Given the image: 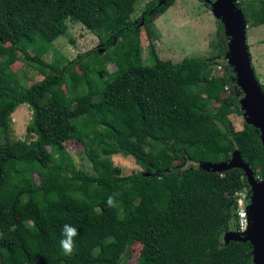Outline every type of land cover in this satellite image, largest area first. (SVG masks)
I'll return each instance as SVG.
<instances>
[{"label": "trees", "instance_id": "obj_1", "mask_svg": "<svg viewBox=\"0 0 264 264\" xmlns=\"http://www.w3.org/2000/svg\"><path fill=\"white\" fill-rule=\"evenodd\" d=\"M166 1L152 0L143 14L150 37L155 16L174 2ZM137 2L0 0V264H127L135 242L146 249L137 264H256L249 241H224L237 228V191L251 192L244 170L185 167L229 161L239 149L264 180L261 132L246 122L236 130L230 118L244 113L235 67L225 60L219 76L216 59L161 67L152 56L145 63ZM240 5L248 26L264 25V0ZM68 20L84 24L100 44L49 62ZM219 25L225 54L229 38ZM8 45L23 54L20 73L11 69ZM116 45L133 69L135 92L108 52ZM109 63L117 69L110 72ZM31 69L43 79L27 85ZM215 92L223 100L210 108L205 95ZM24 103L32 119L16 141L12 114ZM71 139L83 145L92 171L77 166L66 146ZM119 153L143 170L123 175L111 159ZM65 224L79 233L70 256L59 244Z\"/></svg>", "mask_w": 264, "mask_h": 264}, {"label": "rangeland", "instance_id": "obj_2", "mask_svg": "<svg viewBox=\"0 0 264 264\" xmlns=\"http://www.w3.org/2000/svg\"><path fill=\"white\" fill-rule=\"evenodd\" d=\"M151 1L152 0H138L133 18L143 15ZM240 1L245 2V5L251 3L260 4V0H235L240 8H242ZM166 2L167 1H164V4H166ZM206 4L207 3L203 0H174L166 10L155 16L151 24V29L154 30L151 37L147 33L145 23L140 31L144 62L149 65L153 64L151 58L153 56L159 59L161 67H166L172 62L181 61L187 57L216 59L217 63L214 64V72L220 76L225 68L224 61L227 60V53L223 54L224 38L222 34L219 33L220 19L215 14L212 7ZM67 25V33L54 41L53 48H51L53 51L45 56L47 61L52 62L54 57L57 56V58L64 59L66 62L68 59L76 57L79 53L89 51L100 44L99 37L90 31L84 24L68 20ZM224 29L225 35H227L230 40V36L226 33L225 26ZM246 29L248 35L247 42L252 55L253 67L259 80L264 83V25L250 27L247 24ZM151 44L154 45L153 49L156 54L151 53V50H153L150 48ZM8 46L11 48V53L15 58L14 62L11 63V69L20 73L22 70L26 69L22 59L23 54L11 45ZM121 50V46L116 45L108 50V52L112 53L115 58H118L119 67L122 70L123 85L129 91L135 92L137 90V85L134 72ZM65 62L62 61L61 64ZM108 69L110 72H113L117 67L115 64L109 63ZM23 79L27 85H31L42 80L43 76L37 70L31 69L24 74ZM205 97L210 99L207 105L210 108L219 105L221 100H223V94L220 93L219 95L217 92H215V94L205 95ZM195 98L198 99V95H195ZM242 111L245 112L243 109ZM130 117L134 119L136 115L133 114ZM230 118L236 130L243 129L248 119L245 113L242 115L232 114ZM12 119L11 137L13 140L23 141L26 137L27 126L32 119L31 107L26 103L21 104L12 114ZM66 146L78 167L84 168L87 171H92L90 161L81 143L71 139L66 142ZM235 151H239L240 153L239 149H235L231 153V158ZM111 159L116 166L122 169L123 175H129L143 170L142 166L136 162L132 155L119 153L112 155ZM199 164L192 165L191 162H186L185 167L193 168V166L198 165L200 168ZM36 178L38 180L37 175ZM250 193L252 196V192ZM235 231L238 232L237 230ZM130 252L131 258L128 260L127 264H137L138 260L145 256L146 249L139 242H135L130 246Z\"/></svg>", "mask_w": 264, "mask_h": 264}, {"label": "water", "instance_id": "obj_3", "mask_svg": "<svg viewBox=\"0 0 264 264\" xmlns=\"http://www.w3.org/2000/svg\"><path fill=\"white\" fill-rule=\"evenodd\" d=\"M209 4L226 28L230 36L226 58L234 65L238 76V85L242 89L240 99L242 109L248 117L247 123L261 132L264 148V90L252 63V55L247 42V20L242 8L235 0H203ZM201 169L222 173L233 167L244 170L250 184L252 196L248 205L250 225L246 232L231 231L225 234L224 241H249L253 247V260L264 264V180L256 177L253 168L247 164L239 151H235L229 161L220 163L203 162Z\"/></svg>", "mask_w": 264, "mask_h": 264}, {"label": "built area", "instance_id": "obj_4", "mask_svg": "<svg viewBox=\"0 0 264 264\" xmlns=\"http://www.w3.org/2000/svg\"><path fill=\"white\" fill-rule=\"evenodd\" d=\"M238 209L236 218V230L244 233L248 230L250 225V218L248 213V205L251 202V193L247 187L237 191Z\"/></svg>", "mask_w": 264, "mask_h": 264}, {"label": "clouds", "instance_id": "obj_5", "mask_svg": "<svg viewBox=\"0 0 264 264\" xmlns=\"http://www.w3.org/2000/svg\"><path fill=\"white\" fill-rule=\"evenodd\" d=\"M107 204L109 206L114 205V198L113 197H108ZM78 230L77 228L65 224L61 230V240L59 242L60 248L62 250V253L65 256H70L73 254L75 250V237L78 235Z\"/></svg>", "mask_w": 264, "mask_h": 264}, {"label": "flooded vegetation", "instance_id": "obj_6", "mask_svg": "<svg viewBox=\"0 0 264 264\" xmlns=\"http://www.w3.org/2000/svg\"><path fill=\"white\" fill-rule=\"evenodd\" d=\"M164 1H166V0H164ZM153 10H154V9H153ZM138 18H141V19H142V22H141L140 25H139V26L142 28V26L145 25V17H144L143 15H140V17H137V19H138Z\"/></svg>", "mask_w": 264, "mask_h": 264}]
</instances>
